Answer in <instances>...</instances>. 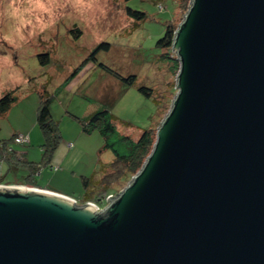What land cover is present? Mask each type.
Segmentation results:
<instances>
[{
	"label": "water",
	"instance_id": "water-1",
	"mask_svg": "<svg viewBox=\"0 0 264 264\" xmlns=\"http://www.w3.org/2000/svg\"><path fill=\"white\" fill-rule=\"evenodd\" d=\"M170 108L97 211L0 186V264H264V0H190Z\"/></svg>",
	"mask_w": 264,
	"mask_h": 264
},
{
	"label": "rangeland",
	"instance_id": "rangeland-1",
	"mask_svg": "<svg viewBox=\"0 0 264 264\" xmlns=\"http://www.w3.org/2000/svg\"><path fill=\"white\" fill-rule=\"evenodd\" d=\"M188 2L183 5L175 0H0V96L12 89L17 96L10 108L0 114V141L19 152L24 161H43L44 137L36 123V109L38 91L44 85L52 95V116L58 122L61 138L49 162L42 164L35 174L38 185L56 188L81 200L85 193L82 177H90L98 169L99 157L112 158L108 150L101 153L103 141L98 131L84 132L76 118L82 119L87 105L94 109L109 107L120 132L133 138L140 129L152 125L157 129L177 92V73L169 70L171 60L162 58L176 55L171 49L157 46V40L168 24L177 28L188 10ZM126 7L144 12L145 18H130ZM75 28L81 31L79 38L70 32ZM102 41L109 42L111 48L99 52L97 61L123 75H136L138 85L153 88L162 101L166 99L160 113L153 97L142 95L135 86L125 91L119 89L109 103L92 95L87 101L81 94L84 89L81 93H74L73 89L70 94L66 92L76 84L75 88L82 85L86 77L88 84L100 85L101 74L118 82L92 62L84 64V69L77 70L75 75L72 73ZM46 52L52 60L49 65H41L38 54ZM68 69L66 78L70 74L73 78L61 80ZM14 134L27 135L29 140L17 143L12 139ZM26 172L24 167L8 169V162L0 158L3 180L14 181ZM127 183L119 186L120 191Z\"/></svg>",
	"mask_w": 264,
	"mask_h": 264
},
{
	"label": "trees",
	"instance_id": "trees-1",
	"mask_svg": "<svg viewBox=\"0 0 264 264\" xmlns=\"http://www.w3.org/2000/svg\"><path fill=\"white\" fill-rule=\"evenodd\" d=\"M175 1L187 5L190 0ZM126 13L130 18L136 20L143 19L146 16L144 12L133 10L129 7H126ZM175 29L176 27L168 24L163 36L157 40V46L160 48L171 49ZM70 32L74 37L79 38L81 36V31L78 28L71 29ZM110 46L111 44L109 42H99L92 48L87 57H85L72 71L73 75H75L84 64L92 62L106 73L119 80L125 88L135 86L137 91L142 95L153 97L156 103L157 112L160 113L161 107L166 99L164 98V101H162L163 98L154 94L153 88L138 85L136 82V75H123L104 63L97 61V55L99 52L109 51L111 48ZM171 55H162V58L171 60L168 64L169 70L173 73H177L179 62ZM38 59L41 65H49L52 60L49 52L38 54ZM70 75L66 81L73 78V75L71 78ZM50 79L51 76L49 77V80ZM38 95L39 103L36 109V123L41 129L44 137L43 161L41 163L24 161L19 152L12 150L6 145L5 141H0V158H4L8 162V169L14 171L21 167L27 169L26 174L21 175L14 181H5L1 176L0 180L8 183H21L54 191L51 187H42L38 185L35 180V174L41 169L42 164L49 162L51 154L56 149L61 138L58 122L51 114L50 103L52 95L49 94L45 85L40 91H38ZM16 100L17 96L15 94V89L3 93L0 96V114L5 113ZM76 118L81 122L84 132L90 134L94 130L98 131L103 141L102 149L100 150L101 153L107 150L112 153V158L109 160H104L99 157L98 169L95 170L90 177H82V184L85 193L81 200L75 199L79 204L93 202L98 206H102L106 204L107 197L116 195L120 191L119 186L125 182L127 183L140 169L145 158L149 155L152 149L156 137V130L153 125L150 128L140 129V132L134 138L126 133H122L116 125V116L107 106L99 108L87 116H83L82 119H79L78 117ZM16 135L17 134H14L12 139H14ZM51 167L53 170H56L54 169V166ZM70 197L75 198L73 196Z\"/></svg>",
	"mask_w": 264,
	"mask_h": 264
},
{
	"label": "crops",
	"instance_id": "crops-1",
	"mask_svg": "<svg viewBox=\"0 0 264 264\" xmlns=\"http://www.w3.org/2000/svg\"><path fill=\"white\" fill-rule=\"evenodd\" d=\"M84 68H82L81 70H83ZM69 71H70V69H68L66 72H65V74H64V76L62 77V79L61 80H66L67 78H66V75H68V73H69ZM84 77H83V79L85 78V75H83ZM111 76V75H110ZM105 77H103V74H101L100 75V81L102 82L100 85H99V83L98 84H93L92 85V83H89L88 84V80H87V77L85 78V81H83V83H82V85L80 84V85H78V87L77 88H75V86H77V84L73 87V88H69V90L67 89L66 90V92H68L69 94L71 93V89H73L72 91H74V93L75 92H77L78 91V93H81L80 91L82 90V89H84L85 90V92L84 93H81V94H84V95H82V96H84L85 98H87L88 100L87 101H89V99H90V97H91V95L92 96H96V98H97V100L98 101H101V102H103V103H109L110 102V99H112V96H114V94L120 89V90H122V91H125L126 89H128V88H131V87H127V88H125V86L119 81V80H117L116 78V80L118 81V82H116V81H111V79H110V77H107V78H105ZM71 81V80H70ZM114 87V88H113ZM94 88L95 89H97V91L96 90H94ZM114 89V90H113ZM87 93V94H86ZM90 95V96H89ZM50 109H51V114L54 116V113H53V107L50 105ZM97 109H99V108H93V106H85V108L83 109V116H87V115H89V114H91L92 112H94L95 110H97ZM27 136V135H26ZM52 189H54V191H56V192H58V193H61V194H64V195H68L67 193H64V192H62V191H59L58 189H56V188H52Z\"/></svg>",
	"mask_w": 264,
	"mask_h": 264
},
{
	"label": "built area",
	"instance_id": "built-area-1",
	"mask_svg": "<svg viewBox=\"0 0 264 264\" xmlns=\"http://www.w3.org/2000/svg\"><path fill=\"white\" fill-rule=\"evenodd\" d=\"M14 141L17 142V143H26L28 142V136L26 135H22V134H17L15 137H14ZM54 169H57L56 166H54ZM0 186H4V187H18V188H28V189H42V188H38V187H34V186H28V185H25V184H21V183H8V182H4V181H1L0 180ZM71 198V197H69ZM110 197H108L107 199V202L109 200ZM75 203H77V201L74 199V198H71ZM86 203H90L92 205H94L97 209V211H99L100 209L102 208H99L98 205H96L95 203L93 202H86Z\"/></svg>",
	"mask_w": 264,
	"mask_h": 264
}]
</instances>
